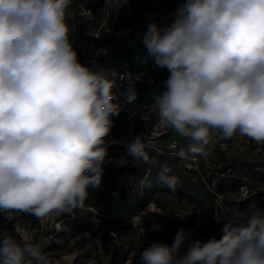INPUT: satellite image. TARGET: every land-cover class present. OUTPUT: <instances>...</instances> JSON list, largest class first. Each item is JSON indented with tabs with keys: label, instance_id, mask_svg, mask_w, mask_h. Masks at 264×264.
<instances>
[{
	"label": "clouds",
	"instance_id": "obj_1",
	"mask_svg": "<svg viewBox=\"0 0 264 264\" xmlns=\"http://www.w3.org/2000/svg\"><path fill=\"white\" fill-rule=\"evenodd\" d=\"M72 4L0 0V212L9 220L82 208L102 184L121 80L129 101L137 97L131 73L80 62ZM142 42L169 73L149 113L188 140L179 157H207L214 133L264 145V0H184L172 24L150 23ZM122 146L149 163L143 132ZM160 178L171 188L177 182L169 168ZM161 229L154 221L152 230ZM222 233L193 239L181 227L171 244L143 248L139 264H264V208L234 215ZM0 264L49 261L30 236L19 241L3 229Z\"/></svg>",
	"mask_w": 264,
	"mask_h": 264
},
{
	"label": "rangeland",
	"instance_id": "obj_2",
	"mask_svg": "<svg viewBox=\"0 0 264 264\" xmlns=\"http://www.w3.org/2000/svg\"><path fill=\"white\" fill-rule=\"evenodd\" d=\"M183 3L73 0L77 32L71 39L79 60L105 55L129 65L154 61L142 42L148 26L169 27ZM144 101L127 105L115 96L119 114L113 116L102 184L82 208L46 219L16 213L9 220L0 212V230L11 231L19 241L30 236L49 264H139L143 248L154 241L171 244L181 227L192 230L193 239L207 240L222 236L234 215L264 208V145L214 133L207 157L182 159L177 152L187 148L188 140L173 129H161L150 107L141 112ZM141 115L149 117L141 120ZM141 132L152 145L145 149L149 163L122 146L124 138ZM166 168L177 177L174 188L160 178ZM154 221L161 230H152Z\"/></svg>",
	"mask_w": 264,
	"mask_h": 264
},
{
	"label": "built area",
	"instance_id": "obj_3",
	"mask_svg": "<svg viewBox=\"0 0 264 264\" xmlns=\"http://www.w3.org/2000/svg\"><path fill=\"white\" fill-rule=\"evenodd\" d=\"M73 24L75 32H77L76 20L73 21ZM80 62L92 68L93 70H99L101 68L113 69L120 77H122L124 73H131L133 78L136 79L137 97L135 100H139L141 98L145 100L142 102L141 107H143V111L141 112L145 111L147 113V108L153 104L155 95H158L164 91L162 81H164L167 76L163 69H160L155 65L154 61L144 62L143 64L129 65L104 55L103 57L87 56L83 61ZM115 92V96L123 100L127 105L137 104L135 100L129 101L126 82L121 80L118 88L115 89ZM123 108L125 109V105ZM140 117L141 120H147L149 116L141 115Z\"/></svg>",
	"mask_w": 264,
	"mask_h": 264
},
{
	"label": "crops",
	"instance_id": "obj_4",
	"mask_svg": "<svg viewBox=\"0 0 264 264\" xmlns=\"http://www.w3.org/2000/svg\"><path fill=\"white\" fill-rule=\"evenodd\" d=\"M164 71V70H163ZM165 73V72H164Z\"/></svg>",
	"mask_w": 264,
	"mask_h": 264
},
{
	"label": "trees",
	"instance_id": "obj_5",
	"mask_svg": "<svg viewBox=\"0 0 264 264\" xmlns=\"http://www.w3.org/2000/svg\"><path fill=\"white\" fill-rule=\"evenodd\" d=\"M107 213V212H106Z\"/></svg>",
	"mask_w": 264,
	"mask_h": 264
}]
</instances>
